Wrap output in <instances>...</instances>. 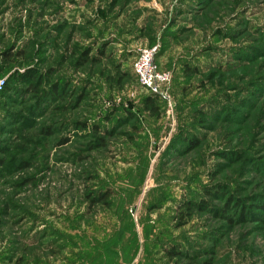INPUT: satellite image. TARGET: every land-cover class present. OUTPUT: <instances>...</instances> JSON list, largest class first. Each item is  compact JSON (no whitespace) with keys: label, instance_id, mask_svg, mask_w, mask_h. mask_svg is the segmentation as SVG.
Masks as SVG:
<instances>
[{"label":"rangeland","instance_id":"1","mask_svg":"<svg viewBox=\"0 0 264 264\" xmlns=\"http://www.w3.org/2000/svg\"><path fill=\"white\" fill-rule=\"evenodd\" d=\"M0 78V264H264V0H0Z\"/></svg>","mask_w":264,"mask_h":264},{"label":"built area","instance_id":"2","mask_svg":"<svg viewBox=\"0 0 264 264\" xmlns=\"http://www.w3.org/2000/svg\"><path fill=\"white\" fill-rule=\"evenodd\" d=\"M156 48H143L140 50L134 64L133 73L141 87L150 94L161 95L164 87L170 82V74L159 70L155 63ZM5 80L0 78V91Z\"/></svg>","mask_w":264,"mask_h":264},{"label":"trees","instance_id":"3","mask_svg":"<svg viewBox=\"0 0 264 264\" xmlns=\"http://www.w3.org/2000/svg\"><path fill=\"white\" fill-rule=\"evenodd\" d=\"M11 54L10 53H4V57L5 58H9V56H10ZM85 56H87L86 54H84ZM82 60H84V59H82ZM23 81H31V80H29V78H31V76L29 75V74H24V75H22L21 77H20ZM33 87V86H32ZM11 90H12V88L9 86V84L7 83V82H5V85H4V87H3V89L0 91V97L1 96H4L6 93H9V92H11ZM57 93V89L54 87L53 88V90H51V92L50 93H48L47 94V96L48 97H51L52 95H55ZM149 96H147L146 98H145V104H147V105H149V104H151V98L153 97L151 94H148ZM46 133L47 134H50V132L49 131H46ZM190 143V142H189ZM106 198V196L105 195H102L101 197H99L98 198V201H97V203H101V202H103V200ZM237 205H236V207H238L239 206V204L238 203H236ZM187 205H189V204H187ZM202 207H203V204L201 205ZM185 207V206H184ZM257 207V206H256ZM227 208V206L225 207V209ZM257 209H259V210H261V211H264V203H261L258 207H257ZM215 212V211H214ZM216 215L217 216H222V217H224V211L223 210H221V211H219V212H216ZM246 217H245V214H244V211H242L241 213H240V220H243V219H245ZM167 253H168V255L170 256V257H178V256H181L182 254H180L179 252H176V251H174L173 249H168L167 250Z\"/></svg>","mask_w":264,"mask_h":264}]
</instances>
